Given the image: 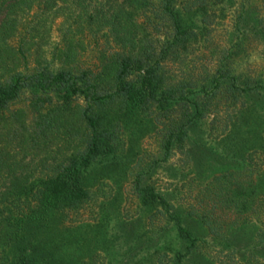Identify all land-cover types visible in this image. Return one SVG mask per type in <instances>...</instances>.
Wrapping results in <instances>:
<instances>
[{
  "label": "trees",
  "instance_id": "trees-1",
  "mask_svg": "<svg viewBox=\"0 0 264 264\" xmlns=\"http://www.w3.org/2000/svg\"><path fill=\"white\" fill-rule=\"evenodd\" d=\"M253 50L264 64V0H0V264H264ZM149 135L160 157L130 185L150 247L132 263L103 187ZM175 156L183 207L151 183Z\"/></svg>",
  "mask_w": 264,
  "mask_h": 264
},
{
  "label": "rangeland",
  "instance_id": "rangeland-1",
  "mask_svg": "<svg viewBox=\"0 0 264 264\" xmlns=\"http://www.w3.org/2000/svg\"><path fill=\"white\" fill-rule=\"evenodd\" d=\"M96 3V2H95ZM215 21V19H214ZM219 21V20H218ZM56 25V24H55ZM229 25V17L219 22V24H213L210 27L213 28V32L211 34V38L217 45L222 44V40L224 39V32L227 30ZM56 27L53 26L51 28V40L57 41L59 33L56 32ZM52 47V45H51ZM51 49V48H50ZM88 62L93 60L92 54H87L84 52L82 61ZM249 66L252 69H259L260 66L264 65L260 59V55H258L257 51H251L249 57ZM209 64V63H208ZM151 135L144 136L143 139H139L133 145V154L130 153L127 155L124 153L120 156L119 166L116 168L113 173H111V180L106 181L103 187V192L106 195H115L116 194V204L120 209L121 214L124 219L127 220V223H132V227L127 228V232H130L129 238L125 240L122 239L121 243V251H124L127 246L133 247V250L129 252L130 254V262H135L136 257L142 256L149 250L150 245L145 243L146 239L150 236L147 226L145 222H143L142 213L139 212L136 206V199L131 192L130 182L132 181V177H134V173L139 169L145 168L151 165L157 158H159V152H157V145ZM124 148L126 147V142H124ZM132 154V155H131ZM137 164V165H136ZM181 162L179 161V157L170 158L165 163H161L159 165L154 166L152 169L151 175V183L154 185L155 191L160 192L165 195L169 203L178 207L184 206L187 202H189V194L186 192V189L180 187V180H175L174 177H177L178 167H180ZM115 183V184H113ZM109 199V198H108ZM111 200V199H109ZM101 201V198H100ZM111 206L107 207L110 208ZM93 209V217H97L95 215L96 208ZM95 215V216H94ZM87 216L83 215L80 220L91 223L90 220H86ZM84 223V222H83ZM154 228V227H153ZM167 232V231H166ZM136 233V234H135ZM137 235L140 236L138 240H136ZM165 240L170 239V235H164ZM149 246V247H148ZM95 252L99 253V255L104 258L103 261H106V251L103 250H95ZM205 264V263H202Z\"/></svg>",
  "mask_w": 264,
  "mask_h": 264
}]
</instances>
